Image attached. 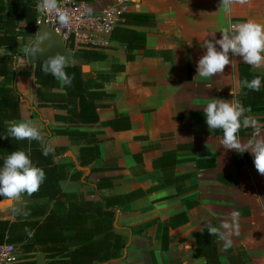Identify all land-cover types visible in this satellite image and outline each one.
Segmentation results:
<instances>
[{
  "label": "crops",
  "instance_id": "1",
  "mask_svg": "<svg viewBox=\"0 0 264 264\" xmlns=\"http://www.w3.org/2000/svg\"><path fill=\"white\" fill-rule=\"evenodd\" d=\"M114 1L85 3L97 11ZM220 5L221 0H129L128 12L151 17L145 25H126L144 33V46L130 51L134 57L127 61L125 45L109 35L97 40L106 58L82 66L83 72L94 74L85 75L90 86L85 91L97 93L89 107L88 121L53 104L39 105V87L33 75L37 66L30 65L26 58L36 36L23 42L19 39V55L12 66L3 59L9 55L8 49L0 48V158L8 143L23 142L3 138L13 121H33L44 137L49 136L48 144L64 148L53 155L49 165L57 172L62 169L58 183L71 196L67 206L81 207L74 212L66 210L63 215L74 216L86 237L89 229L83 226L89 227L94 221L90 212H95L93 203L101 201L100 194L134 195L128 209L115 210L113 237L126 243L120 252L123 258L80 264H215L198 256L196 238L202 232L209 235L206 229L203 231L205 223L220 228L223 222H230L233 210H238L240 217L239 235L231 237L232 247L222 251V241L210 236L216 243L219 264H231V257L235 264H264V175L257 172L251 154L224 149L220 143L222 130H209L203 114L212 99L240 102L244 92L238 66L245 63L230 54L231 64L222 74L207 78L197 75L198 60L206 52L203 41L212 40V33L220 39V31L249 20L264 24V0L234 3L230 11ZM216 47L219 50V45ZM8 66L17 71L14 82L7 80ZM247 66L250 72L264 75V66ZM59 84L48 93L63 94ZM97 84L102 87L97 88ZM56 97L59 101L55 104L63 102L61 96ZM250 114L264 125V109ZM71 130L87 135L71 140L58 132ZM252 131L242 128L239 137L246 141ZM93 146L96 155L84 148ZM104 177L110 179L111 191L97 184ZM43 201L41 198L37 203ZM31 202L28 193L15 200L1 198L4 212L0 220L24 212ZM181 213L185 214L184 222L179 219ZM95 222L97 233L92 241L97 239L99 255V240L105 239L106 225L99 209ZM63 235L69 232L60 237ZM73 248L38 250L34 262L72 264L66 255ZM47 253L56 257L47 258ZM58 255L64 256L60 259ZM55 260L61 262L53 263Z\"/></svg>",
  "mask_w": 264,
  "mask_h": 264
},
{
  "label": "trees",
  "instance_id": "2",
  "mask_svg": "<svg viewBox=\"0 0 264 264\" xmlns=\"http://www.w3.org/2000/svg\"><path fill=\"white\" fill-rule=\"evenodd\" d=\"M74 1L90 2L92 0ZM38 2L39 0H0V48L8 49L9 55L3 57V59L9 62V66L15 63V58L19 55V39L23 42L26 37L34 38L36 36ZM150 19L151 17L148 14L125 11L121 14V20L112 28L109 38L125 45L127 61L132 60L134 57L130 54V51L143 48L145 35L140 31L126 27V25L130 23L134 25H145L151 21ZM68 47L73 51V60L70 65L66 66L65 71L72 78L71 86L62 84V89L65 91L63 94L48 93V91L52 92L53 88H58L60 82L51 74H45L41 70L42 64H38L33 74L35 84L39 87L37 98L41 106L48 104L51 106L53 104L55 107L66 109L67 112L77 117V119L88 121L90 120L89 107L93 103L97 93L85 91L90 87L86 83L87 78H85V75L94 74L83 72L82 66L93 61L104 60L106 58L103 51L104 47L98 44L78 45L77 47L69 45ZM9 66L6 70V74L9 73V75L6 77L8 81L14 82L17 71L15 68H10ZM238 70L239 82L244 79L251 81L256 76H259L262 81L260 91L258 92L241 87L244 95L240 97V103L246 108H250L253 112L264 109L262 99L264 75L250 72L246 64H240ZM101 87V84H97V88ZM56 96H61L63 102L55 104V102L59 101ZM58 132L66 134L71 140L76 135H87L86 132L76 130ZM48 138L49 136L44 137L45 141ZM12 140L14 139L12 138ZM84 148L93 155L97 154V148L94 146ZM63 149L53 147V151L48 156H45L40 142L25 139L21 145L11 141L7 144V148L3 150L0 158V168L3 166L4 158L10 155V153L19 150L24 151L30 157L33 165L43 169L46 175V179L40 186L39 191L29 194L33 202L25 207L24 212L15 214L11 219L0 220V243L13 244L15 249H19V255L16 254L11 264H35L34 252L38 250L49 251L51 248H69L71 246L74 247V250H71L70 254L66 256L72 264H80L86 260L93 261L94 259H97L99 263H104L113 259L123 258V254L120 252L125 248L126 243L123 242V239L121 241L119 237H113L115 210L128 209V205L134 198V195L132 193L115 195L107 192L104 196L100 194L101 201L99 203H93L95 212H90V218L94 215L95 221L99 209L100 215L103 213L106 221L104 231L105 239L100 238V254L97 255V239L94 242L92 241L93 235L97 233L96 222L94 225V221H90L89 227L83 226L84 230L85 228L89 229V236L86 237L85 234H81V224L74 221V216L72 217L71 214H68V217L64 216L66 210L74 212L76 209L81 210V207L71 208V206H67L66 202L69 203L68 200L71 196L63 192L58 183L61 178L62 169L59 168L57 172L54 167L49 165L53 162V155ZM86 162L89 161H82L83 164H86ZM97 184L111 191L112 187L108 177L101 178ZM97 184L94 186L97 187ZM41 198L44 201L37 203V200ZM179 219L181 222H184L186 219L185 214L181 213ZM50 231H53L54 234L50 235ZM64 232H69V235L64 236L66 235L64 234V237L62 236L63 238L60 237ZM200 235V238H198V235L196 238L198 256H204L207 260H212L215 264H219L216 243L210 238V235L207 236L206 232H202ZM166 238L167 235L165 233V240ZM102 242H104L103 255L101 254ZM91 251H94V253H84ZM58 256L61 259L64 255ZM46 257L55 258L56 256L47 253ZM55 262L60 263L61 261L55 260L53 263ZM231 264H235L232 257Z\"/></svg>",
  "mask_w": 264,
  "mask_h": 264
},
{
  "label": "clouds",
  "instance_id": "3",
  "mask_svg": "<svg viewBox=\"0 0 264 264\" xmlns=\"http://www.w3.org/2000/svg\"><path fill=\"white\" fill-rule=\"evenodd\" d=\"M234 3L246 4L248 0H221L220 6L230 11ZM56 8L57 0H39L37 4L38 11H53ZM59 22L69 23L67 12L60 13ZM220 32V39H215V33H212V40L203 41L201 46L206 49V52L198 60V76L207 78L222 74L225 67L231 64L230 54L232 57H240L245 64L253 68L264 66V24L249 20ZM217 45H219V50ZM37 51L39 50L34 49L33 55ZM70 62L65 55L57 53L42 62L41 70L45 74H51L63 85L71 86L72 78L65 71ZM240 85L258 92L262 81L259 76H256L251 81L244 79ZM232 94L231 92L230 95ZM250 113L251 109L246 108L240 102L224 99L210 100L203 110L209 130H222L221 146L226 150H234L238 154L245 152L251 154L257 172L264 175V135L261 134L264 125L260 124L257 118ZM242 128L253 130L251 137L246 141H242L239 137ZM8 137L40 142L45 156L53 151V147L45 141L40 129L31 120L11 122L7 135L3 138ZM45 179L44 170L34 166L24 151H14L4 159L3 166L0 168V197L15 200L23 193L33 194L39 191ZM229 216L230 222H223L220 228L209 223L203 226V231L206 229L210 236L215 235L222 241V251H227L232 247L231 237L233 235H239V211L233 210Z\"/></svg>",
  "mask_w": 264,
  "mask_h": 264
},
{
  "label": "built area",
  "instance_id": "4",
  "mask_svg": "<svg viewBox=\"0 0 264 264\" xmlns=\"http://www.w3.org/2000/svg\"><path fill=\"white\" fill-rule=\"evenodd\" d=\"M129 0H115L97 11L88 8L85 2L74 0H57L53 11H38L37 24L44 23L60 35L64 44L73 45L98 44L97 40L110 34L114 25L121 20V14L127 11ZM61 12H67L69 23L59 22ZM16 257L13 244L0 243V264H11Z\"/></svg>",
  "mask_w": 264,
  "mask_h": 264
},
{
  "label": "water",
  "instance_id": "5",
  "mask_svg": "<svg viewBox=\"0 0 264 264\" xmlns=\"http://www.w3.org/2000/svg\"><path fill=\"white\" fill-rule=\"evenodd\" d=\"M34 49L39 50L35 55H33ZM57 53L65 55L72 62V50L64 44L59 34L49 28L44 21L41 20L37 24L36 37L30 43L26 52L27 61L30 65L36 67L37 64H41L43 61L51 56H55Z\"/></svg>",
  "mask_w": 264,
  "mask_h": 264
},
{
  "label": "rangeland",
  "instance_id": "6",
  "mask_svg": "<svg viewBox=\"0 0 264 264\" xmlns=\"http://www.w3.org/2000/svg\"><path fill=\"white\" fill-rule=\"evenodd\" d=\"M3 212H4V207L0 205V215L3 214Z\"/></svg>",
  "mask_w": 264,
  "mask_h": 264
}]
</instances>
